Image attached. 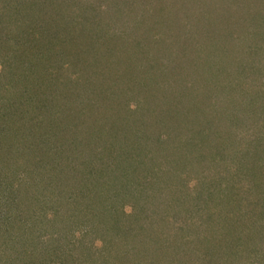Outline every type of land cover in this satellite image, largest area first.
<instances>
[{
	"label": "trees",
	"instance_id": "16d2710c",
	"mask_svg": "<svg viewBox=\"0 0 264 264\" xmlns=\"http://www.w3.org/2000/svg\"><path fill=\"white\" fill-rule=\"evenodd\" d=\"M64 1L0 0V187L3 183L10 187V191L3 195L4 211L0 200V216L8 217L7 213L11 211L20 213L19 197H25L33 188L40 187V195L35 192L31 199L46 197L43 206L40 203L38 213L26 222L30 220L31 230H35L42 222L55 224L64 219V238L48 253L51 257L56 256L57 247L58 251L65 248V259L61 264H121V260L123 264H264V166H252L254 160L264 163V0L259 7L257 2L247 4L249 1L246 0L241 12L237 10L238 13L232 15L224 9L211 10L207 6V15L215 25L229 23L228 32L224 34L227 38L225 48L218 46L215 39L210 42L212 48L204 45L209 44L207 34L194 37L196 35L185 32L187 35L183 34L174 45L164 39L163 35L172 29L184 31L183 24L191 12V7L186 4L181 12H177V6L172 3L166 6L167 14L160 15L157 10H148L146 7L152 0H145L141 21L136 23L127 9L112 11L109 20H112L113 28L107 31L112 41H127L122 26L125 19L118 21L120 29H115L113 24L116 15L126 12L132 23L126 26L129 33L133 36L136 30L138 38L157 47L154 57L149 56V63L142 71L148 82L154 85L152 92L148 91L151 99L147 102V114L138 115L136 120L128 116L118 120V116H112L116 119L117 125H114L121 127L115 131L121 134L122 128L130 125L137 143L146 138L149 127H159L162 132L157 138L151 137L147 147L151 155L143 157L144 163L127 158L119 172L106 168L104 164L95 169L94 163L91 164L93 168L89 167V174L96 176L90 190L95 211L87 214H83L81 202L76 201L75 205L69 202L73 205L70 208L67 205L69 200L62 199L58 177L60 173H66V166H60L59 171L58 164L50 156L45 157L46 152L40 151L49 141L46 134L49 133L54 144L63 138L58 137L61 128H56L60 127L56 119H61L58 106L65 99L59 98L57 89L63 85L68 88L70 81L63 79L66 71L63 66L66 60H70L69 55L86 60V64L90 63L88 68L97 60L95 42L90 40L91 44L82 50L71 46L79 40L75 38H80L73 30L78 28L83 32L84 25L90 20L77 23L78 17L71 13L72 7L64 12L65 7L75 5L81 13L80 8L86 7L89 0ZM90 1L92 4L88 6L94 10L98 7L93 1L104 3L111 9V6L130 0ZM115 10L119 12L115 14ZM248 11L258 17L257 25L250 23ZM97 12L94 10L93 14L97 16ZM181 13L179 22H176ZM99 24L100 21H94V28ZM67 32L74 37L62 42V35ZM221 42L225 43V40ZM250 45H254L255 50L247 54ZM117 49L115 46L113 52ZM67 50L69 53L65 58ZM172 50L179 55L169 57L166 53ZM209 50L220 55L223 50L227 52L225 69L229 68L228 74H211L214 70H208L209 65L212 66L208 61ZM113 52L107 57H116V51ZM231 56L235 59L230 60ZM214 57L219 58L216 53ZM82 64L85 63L79 65ZM170 67L173 71L165 74ZM209 74L216 77L215 84L219 85H215L216 92L213 91L212 95L207 88L209 79L205 77ZM33 82H37L38 89L32 92L29 86ZM42 90L46 91L43 93ZM103 90L106 89L98 92ZM38 93L41 98H37ZM74 105L73 112L66 117L71 119L75 115L78 120L80 115L75 114V110L80 108L78 103ZM50 107L56 111L47 116L46 109ZM110 112L99 116L104 119ZM45 118H49L47 122L51 127L46 132ZM112 123L108 121L107 124L111 127ZM85 130L80 135L82 138ZM30 145L35 146L33 150H29ZM68 159L65 158L68 162H75ZM142 165L146 169L144 173ZM12 166L26 173L24 179L18 174V190L16 180L11 181L8 175ZM115 172L123 173L125 178H134L129 181L134 187L137 186L136 179L142 177V185L146 188L137 191L134 188L136 193L130 192L125 178L121 182ZM46 175L50 177L44 180ZM161 176L173 185L169 195ZM49 200L54 205L57 203L51 209L45 207ZM107 200L112 201L110 207L102 205L101 208L100 203ZM39 202L36 200L29 207L35 208ZM125 206L130 208L128 213ZM24 208L29 212L28 205ZM16 222L25 224L21 223L20 217ZM42 228L46 229L44 225ZM60 232L48 236L41 233L33 242L37 249L32 256L39 263L35 260L32 264L51 262V258L45 261L44 253L40 251L47 249L45 244L51 243L52 246L53 241H58ZM97 234L103 237L97 239L94 237ZM104 236L116 243L109 245L111 242L104 240ZM96 240H101V244L98 241L94 247ZM121 247L122 252L119 251ZM8 251L10 253L11 249ZM20 255L29 256L25 247Z\"/></svg>",
	"mask_w": 264,
	"mask_h": 264
},
{
	"label": "rangeland",
	"instance_id": "374dc122",
	"mask_svg": "<svg viewBox=\"0 0 264 264\" xmlns=\"http://www.w3.org/2000/svg\"><path fill=\"white\" fill-rule=\"evenodd\" d=\"M66 1L67 0H65L64 2ZM200 1L201 0L198 1L197 0L196 1L195 0H152L151 4L146 8H148V10L150 9V11L152 8L153 10H157V12L160 15H162L163 13L166 15L168 12L166 6H169L172 3L173 6L176 5L178 7V9L177 7H175V10L177 12L178 11L181 12L182 8L184 7V4L189 5L188 7H191L190 10L191 12H190V16L188 15V17H186V21L183 24L184 31L182 32L179 30L177 31L176 29H172L168 32L169 34L167 33L163 35L164 39H166L168 43L170 44L173 43L174 45V43H177L182 39L183 34H186L185 32H187V34L190 36L196 35L194 37H197L202 34H207L206 37L208 38L209 44L205 43L204 45H208L209 48H212L210 42L213 41V39H215L217 41L216 44L218 46L220 47L224 46L223 48H225L227 38L224 36V34L228 32L227 30L229 23L222 22L220 25L219 23L215 25L211 16L207 15L206 8L208 6V8H210L211 10H215L218 8L224 9L225 12L229 11V13L232 15L238 13L237 10L241 12V9L244 7L243 2H245L246 0H219L220 2L211 0L210 4H207V2L210 0H205V1L202 0L203 4ZM248 1L249 2L247 4L249 3L256 4L257 2L258 4H256V6L259 7L262 0H248ZM144 2L146 4L145 0H130L128 3L124 2L122 4H119L118 6H111V9H108L107 5H105L104 3H100L99 1L98 2L93 1L95 6L98 7L94 9L98 11L97 16L93 14L94 11L92 10L93 7L88 6L92 4L90 0L86 4V7L80 8L81 13L79 12V8L75 5L73 6L70 5L68 7H65L64 10L65 12L66 9L68 8L71 9L72 7L71 13L76 18L78 17L76 20L77 23H79V21L90 20V22L87 25L83 24L85 26L83 32L79 31L78 28H75L73 30V33L75 32V34H78V35L75 34L74 35L80 38H75L79 40H77L75 44H71V46L72 47L76 46L78 50H82L85 49L87 46H89L91 44V41H93V43L95 42L94 49H96L97 52V56H96L97 60L95 59L96 62L94 65H92L94 67L90 66L91 67L90 69V67L89 68L87 67V65H90V63L86 64V60H81L75 57L73 54L69 55L70 60H66V63H64L63 66L64 70H66L65 73H63L64 74L63 79L70 81L68 84V88H66V86L63 85L57 89V91L59 90V92H57L59 93V98L65 99V102L64 103L61 102L62 105L60 104V106H58L61 113V119L60 120L56 119L57 121H59L58 125L60 126L56 128H61V130H58V137H63V138H60L61 142L55 141L56 143L54 144L53 138L49 139L48 137L49 133L46 134V139H48L49 141L48 143L46 142L44 143V145H42V148L44 150L40 148V151L46 152L45 157L50 156V158L54 160L55 164H58L59 171H60V166H66V173H60L61 176L58 177L59 192L62 196V199L65 197V199L69 200L67 202V205H69L70 208L73 205L68 204L69 202L72 201L74 205L77 202L78 204L81 202L83 204V210H84L83 214H87L91 211H95L93 205L91 204L90 190H92L91 189L92 181L96 180V176L94 175L91 177V175L89 174V167L90 166L92 167L91 164L94 163L95 169L98 168L101 164H104L106 168L108 166L110 170L118 169L119 172V169L122 168L123 170V166H124L123 162L127 158L129 159L135 158L138 159L137 160L138 163L140 164L144 163L143 157L148 154L151 155L150 150H148L147 148L149 147L148 145L151 143L150 142L151 137L154 135L157 138L158 135H160L159 132L161 131V129L159 127H154V126L149 127L148 130L149 132H146V134L148 133L146 138L145 139L143 138L140 142L137 143V140L134 141L135 132L131 133L130 125L127 126L126 129L122 128L121 134L116 133L115 130L118 127L116 126L117 125L116 119H113L114 117L118 116L117 119L120 120L122 118H125V116L126 117L128 116V117H133V119L136 120L138 115L147 114L148 111L147 102L148 100L151 99V97L148 94V91L149 93H151L153 90L152 86L154 85L150 83L151 81L148 82V77L145 76L142 71H145L146 65L147 63H149L147 60H149L150 57H154V53H155L154 49L157 47L154 48L152 44H148L149 42L147 41L143 42L141 38H138L137 36L138 31L135 30V32H133V36L131 33H129L126 26H129V24L132 23L127 18L128 14H126V12L124 11H123L124 14L116 15V19H115L116 21L113 24H115L116 26L115 29H120L118 21L125 19L124 21H122V26H124V30L126 33L125 38L127 41L118 40V42L116 43L109 38L110 34L107 33V31H110L111 28H113L112 20H109V18L111 17L112 11H114V9H120V10L124 8L127 9L132 14L133 21L136 23L141 21V16H142L141 9L143 6H145ZM221 2H224L227 5L223 6ZM73 3L75 4V2ZM79 4H82V2H79ZM163 9H165V11H162ZM118 12L119 11L115 10V14H117ZM248 13H249L250 23L252 25L253 23L257 25L259 20L256 14L252 11H248ZM181 15L182 13L179 16H177L178 20L176 22H179ZM241 15L245 17V14H241ZM94 18H97V20ZM94 21H100V24L96 26V28H94ZM166 21L169 20L167 19ZM243 30L244 29H242V31ZM70 36L74 37L69 32H67L65 35L63 34L62 42L66 41L65 39H67ZM220 38L221 40H225V43H222ZM251 38L253 37L251 36ZM133 39H134V43H132ZM253 43L256 44L255 41H253ZM136 45L137 46L139 45L140 47L137 48ZM115 46H118V49L114 50V52L116 51L115 53L116 57L112 55L114 58H111V56L108 58L107 55L109 54L111 55V53L113 52V48ZM62 47H64V44H62ZM253 47L254 45L253 46L250 45L248 47L247 54L249 51L250 52L252 51L253 53V51L255 50L253 49ZM167 48L172 49L169 47ZM73 49L74 48L69 50H73ZM61 50L63 49L61 48ZM69 50H67L66 53L64 54L65 58L67 57ZM124 53H126L127 56L124 55ZM215 53L219 57L218 59L214 57ZM218 53L219 52H213L209 50L210 58L208 57L209 58L208 61L211 62L212 66L209 65L210 68L208 70L209 71L214 70V72L211 74H215V75L217 73L228 74L229 68L225 69L226 65L228 64V60L226 61L227 52L223 50L222 52H220L221 55ZM166 54L171 58H175L179 55L178 53H175L174 50ZM234 59H235L234 57L232 56L230 57V60H234ZM218 60L221 61L218 62ZM81 62L85 64L79 65ZM178 68L179 67H177V69ZM172 71L173 69H171L170 67L164 73L168 74ZM90 72H91V77L89 78ZM211 74H209V76L206 75L205 77L209 79L207 88L209 89V91H212L210 92V94L212 95L213 91L216 92L217 84H215L216 77H214ZM168 76L171 75L169 74ZM175 76L179 78L177 75ZM29 87L32 92L37 91L38 89L37 82H33ZM217 87H219V85ZM82 88L86 89V91H84ZM102 88L106 90L105 91L103 90L101 93H99L98 91L100 89L102 90ZM45 91L46 90H42L41 92L44 93ZM225 96L227 97V95ZM41 97L42 96H40V94L38 93L37 98H41ZM227 100H229V98H227ZM38 103H40V101ZM76 103H78L80 109L78 111L75 110V114L80 115V118L77 120L76 119L77 117L74 115V117L72 118H74L75 120H73L72 118L68 119L66 117V114H68L69 112L70 113L73 112L71 109L75 107L74 104ZM53 106L54 105H52V107ZM37 107L40 108V106L38 105ZM52 107L46 109L47 112L45 114H47V116L52 115L51 113H55L56 108L54 109L55 110L54 111L52 110ZM109 111H111L110 115H106L105 117H103L104 119L100 118L99 115L106 114ZM112 116L114 117L112 118ZM48 119L49 118L44 119L45 128L46 127L48 128V129L46 128L45 132L48 130L50 131L51 128L49 127V124L47 122ZM75 121L77 122L74 123ZM108 121L110 123L113 122L111 124L112 125L111 127L108 126L107 124ZM72 127H74L75 129L73 130ZM127 129L128 132L126 131ZM84 130H85V137L82 138L80 135ZM124 131L125 133H123ZM34 147H35L34 145L33 146L30 145L29 150H33ZM27 157L28 159H30V155H28ZM66 157H68L69 159L70 158L74 159L75 162L71 163L69 159H68L69 162L66 161L65 160ZM52 159L49 160V162H51ZM257 165L264 166V163L263 162L257 163L254 160L252 166L256 168ZM150 166H154V165L150 163ZM142 170L143 173L144 170L146 171L144 165H142ZM118 172H115V175H119L117 177L122 182L125 176L123 175V173H118ZM18 174L19 176L22 175L23 179L24 177H26V173L24 174L22 171H18L16 166L11 168V171L8 173V175H10L11 177V181L14 182L16 180L15 182L16 190L19 189V188L17 189L19 185ZM48 177L50 176L46 175L44 180L49 179ZM130 179H134V178L126 177L124 179L126 184L130 186L129 187L130 192H135L134 188L136 191L138 189L140 190L142 188L144 189L146 188L142 185L141 182L142 177L140 179L139 178L136 179L137 186L135 187L130 184L129 182ZM163 181H164L163 186H165L166 192L169 195V190L173 188V185L171 182L170 183L168 182L169 179H167L166 177ZM176 184L177 183H175V185ZM183 186H187V185L184 184ZM189 186L190 185H188V187ZM21 187L23 186L21 185ZM8 191H10V187L6 183H3L2 186L0 187V193H1L0 200L3 204L2 208L4 207V203H5V199H3L5 197L3 195H6ZM39 191L41 192L40 187L39 188L37 187L36 189L33 188L32 192H29L27 196L22 198L19 197V199L20 198L21 199L20 200L18 199L17 204L21 207L19 209L22 210L20 213L17 211L14 213V211H11L9 214L7 213L8 217H5L4 215L3 217L2 215L0 216V264H19V261L22 262V264H32L35 260L38 262V260L32 256L34 255V252L37 249L36 244H34L33 242L35 240H38V237L40 238V236L42 235L41 233H45L48 236L49 233L58 234L60 231H61L60 232L61 235L59 237V240L53 241L52 246L51 243L50 245L45 244V246H48L47 249L42 250L40 252L44 253L43 257L45 258V261L47 260V258L49 260L51 258V262H49V264H54V263L61 264V261L65 259V254L63 253V250L65 248L59 249L58 251V247H57L56 256L51 257L50 254L48 255V253H50V251L53 249L52 247L57 246L58 243H60V241H62V239L64 238V231H66V229L64 228L66 225L64 219L63 220L57 219L58 221L56 220L57 223L55 224L52 222L49 223L42 222L40 223L39 227L35 228V230L33 229L31 230L30 220L26 222L27 219H29V217L33 216V214L35 215L36 213H38L40 203L41 206H43L42 201L43 199L46 198L45 196H43L45 198L39 197L38 199L35 200L31 199L32 197H35L34 196L35 192L37 195H40ZM31 193H33V195ZM128 195H131V193H128ZM36 200H40L39 204L35 208H30L29 206L33 205ZM111 203L112 201H108V200L102 201L100 203V207L102 208V205H107V208H109L110 207L109 204ZM10 204L12 205L13 202H11ZM56 204L57 203L55 202V205ZM25 205L26 206L28 205L27 210L29 212H26L24 210ZM55 205L53 202H51V200H49L47 201L45 207L51 209ZM125 208H126V212L128 213L130 208L127 206H125ZM4 210L5 208H3L2 211ZM19 217L21 219V223L25 222V224H19L18 222H16L18 221ZM42 225H44L46 229L42 228ZM94 237L99 239L100 237L102 238L103 236L102 234H97ZM106 237L104 236L103 239L106 240L108 243L111 242L109 245L116 243L110 240V237L108 236ZM10 239L11 240L13 239L12 241H14V243L10 241ZM98 241H99V245L101 244V240H96L94 247ZM23 247L27 249L29 256L23 257L22 255H20V252L23 251ZM9 248L11 249L10 253L8 251ZM119 249H120L119 251L121 252L124 250L122 247ZM120 263L123 264L122 260L120 261Z\"/></svg>",
	"mask_w": 264,
	"mask_h": 264
}]
</instances>
